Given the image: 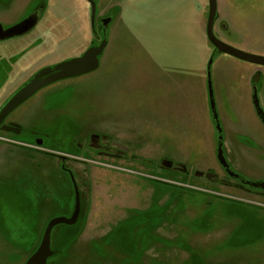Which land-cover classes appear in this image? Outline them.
Segmentation results:
<instances>
[{
	"label": "rangeland",
	"instance_id": "1",
	"mask_svg": "<svg viewBox=\"0 0 264 264\" xmlns=\"http://www.w3.org/2000/svg\"><path fill=\"white\" fill-rule=\"evenodd\" d=\"M94 2L95 33L86 0H0L3 29L43 8L30 31L0 40V107L38 70L98 45V18L112 17L106 67L102 53L97 70L42 88L6 117L2 126L11 132L0 127V264H24L47 222L73 211L71 183L59 156H48L54 153L66 154L75 174L80 215L74 225L52 229L56 253L47 264H264V194L225 178L210 137L175 129L179 93L169 84L174 76L189 80L182 94L191 112L199 99L196 73L212 49L207 0ZM218 11L214 35L264 57V0H218ZM219 57L211 78L222 124L233 100L232 127L246 135L232 141L263 142L246 150L249 157L227 149L228 163L241 179L263 182L264 129L252 122L250 74ZM104 136L110 145L98 154L91 142ZM209 170L216 178L206 177Z\"/></svg>",
	"mask_w": 264,
	"mask_h": 264
},
{
	"label": "water",
	"instance_id": "2",
	"mask_svg": "<svg viewBox=\"0 0 264 264\" xmlns=\"http://www.w3.org/2000/svg\"><path fill=\"white\" fill-rule=\"evenodd\" d=\"M90 6L89 21L90 26L95 33V12L96 5L93 0H86ZM208 12L205 24V35L208 43L212 46L213 52L210 56L206 73H207V92L208 100L211 111L212 122L214 130L217 137V147H216V160L218 164L222 167L225 173L233 179H238V175L232 171L228 165L225 156L223 155L222 149V130L218 120V116L215 109V102L213 98V91L211 85L210 77V67L213 61V56L215 54L227 55L235 58L239 61L255 65L264 68V57L250 54L247 52L240 51L224 42L219 40L213 32L214 24L217 20V4L216 0H207ZM112 20V17H107L100 20V26L102 29V40L97 46H92L88 48L80 57L73 58L64 62L57 63L53 66L44 67L39 70L28 82H26L21 88H19L0 108V127L4 123L6 117L18 108L21 104L31 98L35 93H37L42 88L61 81L65 79H71L80 77L97 70L99 65L98 58L102 55L106 45L107 38L106 33L108 26ZM36 23V19H31L28 17L16 26L3 29L0 26V40H5L23 33L30 31ZM252 102L255 113L259 120L264 125V111L259 105L258 96L256 88L253 89ZM43 141L41 139H36L35 146L41 147ZM54 155L59 156V158H65L66 156L60 153H54ZM69 178L72 185V190L74 194V207L71 215L69 217H54L50 219L43 231L41 240L39 242L36 250L27 258L24 264H47V259L52 256L53 251L50 248V237L52 229L58 225H74L79 217L80 212V196L78 188L74 181L72 174L68 171ZM243 184L249 188L264 191V181L259 183H252L243 179Z\"/></svg>",
	"mask_w": 264,
	"mask_h": 264
},
{
	"label": "crops",
	"instance_id": "3",
	"mask_svg": "<svg viewBox=\"0 0 264 264\" xmlns=\"http://www.w3.org/2000/svg\"><path fill=\"white\" fill-rule=\"evenodd\" d=\"M216 4H217V20L220 18V13L218 11V0H216ZM7 21V20H5ZM215 22V23H216ZM229 29L230 26L228 27ZM233 28V27H232ZM206 36V35H205ZM218 39L222 40L221 38V34L220 37H217ZM226 43V42H225ZM234 47V46H233ZM108 48H110V42L107 43L104 51H103V58H104V62H105V66H107V58H108ZM212 48V46H211ZM242 51H248V50H242ZM213 52V48L210 49L209 55H207L205 53V55H203V61H202V67H199L198 71H197V75L196 77L198 78V96L199 99L197 102H195V106L192 109V111L190 112V102H189V96H184L185 91L189 92L190 91V82L189 80L185 81L182 79L181 76H174V78L176 80H172L171 83L169 84V86L171 88H169V90H171L172 92L176 91L179 93L178 95V105H179V110L177 115H175L176 118H174V123H176V127L175 129H178L179 131L182 132V134H186V133H190L191 130H195V131H199L200 136L203 135H207L208 137H210V140H212V142H214V146H213V152L214 154H216V147H217V137H216V133L214 130V126H213V122H212V117H211V111H210V106H209V100H208V92H207V73H206V68H207V63L208 60L210 58V56L212 55ZM264 55V53H259ZM217 56H222L218 58V62L220 64L222 63H227L230 65H234V66H241L244 67L245 71L248 72L249 76V80L247 82V88L249 90V94L251 95L250 97V109H251V117H252V122H257L262 129H264V125L262 124V122L259 120V118L257 117L254 107H253V102H252V95L254 92V88H256L255 86H252L253 80L255 79H260V85L258 86V89L256 88V92H257V96L258 97V101L260 98V101L262 103V110L264 111V101L261 100L260 94H262L264 96V68L263 67H258L255 65H251L242 61H239L235 58H232L230 56L227 55H220V54H215L213 56V63L216 60ZM208 59V60H207ZM212 66V64H211ZM201 68V69H200ZM210 77H211V67H210ZM257 79V80H258ZM213 84L212 78H211V85ZM213 85H212V91H213V98H214V102L215 97H214V90H213ZM184 91V92H183ZM227 91L226 88H224V86L218 87V92L219 94L222 96L223 94H225V92ZM186 93V92H185ZM220 96V97H221ZM231 99V98H230ZM222 98H220L219 103L221 104ZM219 104V107H220ZM232 108L231 109V113L233 112V115H235V113L237 114V105H235V103L232 100ZM217 107L218 104H216L215 102V109H216V113L218 116V120L221 126V130H222V149H223V155L227 157V159H230V152L227 151V149H233L234 151L232 152V154L236 153L237 155L241 156V155H247L246 154V150L248 151L249 149L253 150L255 149V145H257L256 147L260 146V144H262L261 142L259 143H252L253 147H251L249 144L246 143L247 140L240 138L241 141L239 142L237 140V142L235 143L234 141H232V136L235 139V136L238 135H242L244 133H241L238 131V129L234 130V128L232 126L235 125L234 122H236V120L233 118V115H229L228 110H224V112L222 113V118L225 122V125L222 124V119L220 117V114L217 111ZM229 115V116H228ZM246 135V134H244ZM206 136V137H207ZM184 138V137H183ZM238 138V137H237ZM229 139L231 140V147L227 148L225 146V142L224 140ZM247 139V137H246ZM262 146V145H261ZM254 151V150H253ZM250 151L248 152L247 157H249ZM239 163V161H238ZM234 169V168H233ZM235 170L237 171V169L235 168Z\"/></svg>",
	"mask_w": 264,
	"mask_h": 264
},
{
	"label": "flooded vegetation",
	"instance_id": "4",
	"mask_svg": "<svg viewBox=\"0 0 264 264\" xmlns=\"http://www.w3.org/2000/svg\"><path fill=\"white\" fill-rule=\"evenodd\" d=\"M94 1V0H93ZM87 2V1H86ZM88 3V2H87ZM89 5V4H88ZM43 6H44V4H43ZM43 9V8H42ZM42 9L41 8H37L35 11H33L31 14H30V16H28V17H31V19H33L34 18V20L36 19V23H35V25L37 24V22H38V20L40 19V16H42V13H43V11H42ZM89 10H90V6H89ZM90 14V13H89ZM27 19V18H26ZM26 19H24V20H26ZM101 19H103V18H98V21H97V23H98V26H99V29L102 31V29H101V26H100V20ZM99 45V44H98ZM97 46V45H96ZM92 47V46H91ZM41 70V69H40ZM39 71V70H38ZM37 71V72H38ZM36 72V73H37ZM36 73H34L31 77H30V79L36 74ZM29 79V80H30ZM28 80V81H29ZM27 81V82H28ZM24 85V84H23ZM22 85V86H23ZM21 86V87H22ZM21 87H19V88H21ZM18 88V89H19ZM17 89V90H18ZM16 90V91H17ZM16 91H14L11 95H10V97L16 92ZM9 97V98H10ZM1 108V107H0ZM92 143H94V144H96V146L94 147V146H91V147H93L95 150V152L96 153H100L101 151V149L100 148H102V149H105V145H110L109 144V139H108V137H106V136H104L103 138H99V140H92V142H91V144ZM105 144V145H104ZM42 145H43V143H42ZM89 150V149H88ZM108 150V149H107ZM117 154H119L120 153V151H118V152H116ZM113 154H115V153H113ZM66 155V154H65ZM124 155V154H123ZM55 156V155H54ZM55 157H57V156H55ZM58 158V157H57ZM225 159H226V161H227V163H228V159H227V157L225 156ZM59 161H60V168H61V170L68 176V178H69V174H68V171L72 174V176H73V178H74V181H75V183H76V186H77V188H78V185H77V182H76V177H75V174H74V172L71 170V169H69L67 166H66V164L68 163V158L67 157H65V158H59ZM217 161V160H216ZM218 163V162H217ZM219 165V164H218ZM228 165L230 166V164L228 163ZM219 167H220V170L223 172V175H225V178H227L230 182H232V183H234L235 184V187L237 188V189H242V190H245V191H252V192H254V193H258V194H264V191H255V190H253L252 188H249V187H247V186H245L244 184H243V179H241L240 177H238V179H233V178H230L226 173H225V171L222 169V167L219 165ZM230 168H231V166H230ZM178 169H180V170H183V167L182 166H180L179 165V167H178ZM232 170H234L233 169V167L231 168ZM234 172L235 173H238L236 170H234ZM209 176H211V177H215L216 178V174H214V173H212V172H210V170H209V173L207 174L206 173V177L208 178ZM220 179V178H219ZM69 180H70V178H69ZM216 180V179H215ZM70 183H71V181H70ZM71 187H72V185H71ZM78 192H79V190H78ZM72 195H73V198H74V194H73V190H72ZM80 195V194H79ZM73 207H74V203H73ZM79 215H80V212H79Z\"/></svg>",
	"mask_w": 264,
	"mask_h": 264
},
{
	"label": "trees",
	"instance_id": "5",
	"mask_svg": "<svg viewBox=\"0 0 264 264\" xmlns=\"http://www.w3.org/2000/svg\"><path fill=\"white\" fill-rule=\"evenodd\" d=\"M1 127H3V126H1ZM3 128H5V130H7V131H10V132L12 131V126H11L10 128H9L8 126H7V127L4 126ZM45 155H47V154L45 153ZM48 156H54V155H48ZM54 157H55V156H54ZM164 184H165V183H164ZM181 189L187 190L186 188H181ZM67 251H68V250H67ZM67 251H66V253H67ZM54 253H56V252H53V254H54ZM66 253H64L63 255L59 256L58 259H57L56 261H58L59 259L63 258L64 256H66ZM56 261H55V262H56ZM52 264H53V263H52ZM61 264H62V263H61Z\"/></svg>",
	"mask_w": 264,
	"mask_h": 264
}]
</instances>
